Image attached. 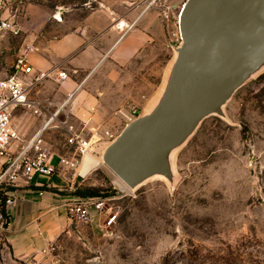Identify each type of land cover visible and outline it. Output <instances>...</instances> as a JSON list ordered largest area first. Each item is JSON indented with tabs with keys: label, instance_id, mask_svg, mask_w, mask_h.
<instances>
[{
	"label": "rangeland",
	"instance_id": "374dc122",
	"mask_svg": "<svg viewBox=\"0 0 264 264\" xmlns=\"http://www.w3.org/2000/svg\"><path fill=\"white\" fill-rule=\"evenodd\" d=\"M162 1L177 14L187 0ZM117 3L0 0V20L16 26L14 33H0V80L12 72L28 39L42 34L59 37L70 30V20ZM166 33L147 55L120 67L123 72H117L125 81L107 83L110 96L99 101L93 113L89 109L91 127L73 113L74 102L69 105L70 123L83 138L91 139L96 131L103 137L90 152L95 158L103 157L112 143L106 133L118 137L133 109L139 118L158 105L177 57L175 42ZM64 87H58L59 97H67ZM40 97L53 100L49 94ZM25 114L23 128L32 134L42 118ZM45 140L54 159L62 156L79 165L58 171L42 198L27 187L14 191L18 201L32 207L22 224L16 219V206L9 210L8 220L3 214L0 264H264V67L224 107L223 117L206 119L171 156V179L153 178L135 190L123 189L117 176L94 159L79 171L82 161L67 146L64 128L50 129ZM82 192L117 197L119 219L110 233L100 221L85 225L69 219L63 204ZM11 235L24 237L25 244L19 246Z\"/></svg>",
	"mask_w": 264,
	"mask_h": 264
},
{
	"label": "water",
	"instance_id": "95a60500",
	"mask_svg": "<svg viewBox=\"0 0 264 264\" xmlns=\"http://www.w3.org/2000/svg\"><path fill=\"white\" fill-rule=\"evenodd\" d=\"M181 45L153 111L129 123L103 163L131 190L172 178L170 158L264 67V0H187ZM175 154V153H174Z\"/></svg>",
	"mask_w": 264,
	"mask_h": 264
},
{
	"label": "built area",
	"instance_id": "2783aa9c",
	"mask_svg": "<svg viewBox=\"0 0 264 264\" xmlns=\"http://www.w3.org/2000/svg\"><path fill=\"white\" fill-rule=\"evenodd\" d=\"M148 8H154L160 14V18L168 31V37L175 42L178 48L181 43L179 31V15L174 8L162 0H151ZM175 14V16H174ZM16 26L7 19L0 20L1 32H15ZM29 51V49H28ZM69 79L65 71L45 72L36 74L28 60V52L19 55L13 65L12 72L0 80V224L4 225V213L9 219V210L16 206L18 189L27 187L35 189L41 198L46 194L45 188L49 185L42 178L55 177L65 166L71 170L79 165L69 162L62 156L57 164L54 163V155L47 147L45 136L52 128H64L66 144L83 161L89 154L93 145L101 142L98 132L91 139L83 138L76 126L70 123L68 107L75 97L77 90L69 94L60 104L50 100H40L34 96L36 90L46 81L54 80L64 83ZM51 107L54 110H51ZM17 110H24L34 117L42 118L41 129L30 139L22 138L12 124L13 115ZM93 113L95 109L91 108ZM138 111L133 109L128 117L129 122L136 120ZM64 118V119H62ZM110 142L117 136L106 133ZM76 163V164H74ZM82 163V162H81ZM71 199L63 204L69 219L80 224H91L94 221L101 222V228L110 233L118 223L119 213L115 207L117 197H80L71 196ZM6 220V222H7Z\"/></svg>",
	"mask_w": 264,
	"mask_h": 264
},
{
	"label": "crops",
	"instance_id": "0c3cea01",
	"mask_svg": "<svg viewBox=\"0 0 264 264\" xmlns=\"http://www.w3.org/2000/svg\"><path fill=\"white\" fill-rule=\"evenodd\" d=\"M117 1L114 8L101 6L81 20H70L66 25L70 30L59 37L49 38L42 34L28 39L17 55L18 57L28 52L29 63L36 74L49 71H65L68 74L69 79L64 83L46 81L36 90L34 96L43 100L40 96L47 97L49 94L53 100L50 97L45 100L60 104L66 97L57 95L58 87L65 86L64 93L67 96L77 90L72 100V111L86 128L93 125V122L87 119L88 116L91 117L89 109L97 107L99 101L102 102L110 96L106 91L107 83L114 85L125 81L117 72H123L120 67L128 66L136 58L147 55L148 50L154 47L156 42L163 41L167 35L159 12L148 8V0ZM25 113L28 112L17 110L13 115L12 124L22 138L30 139L41 129L42 121L35 126L32 134H27L23 128ZM58 159H54L55 164ZM82 163L79 171L89 167L92 161L88 159L84 167ZM52 179H46L44 182L50 187ZM31 207L26 201L16 203V219L19 224L26 222L23 218ZM17 224L14 227L18 229ZM12 240L19 246L25 244L24 237H13Z\"/></svg>",
	"mask_w": 264,
	"mask_h": 264
},
{
	"label": "bare ground",
	"instance_id": "6f19581e",
	"mask_svg": "<svg viewBox=\"0 0 264 264\" xmlns=\"http://www.w3.org/2000/svg\"><path fill=\"white\" fill-rule=\"evenodd\" d=\"M123 26H124V24H123ZM174 153H175V152H173L172 155H174ZM86 156H88V157L85 158ZM85 157L83 158L84 161H82V162H83V163H82V166H83V167L86 166L88 159H94V160L100 162V164H104V163H103L102 156H101L100 159H98V158H95L93 155H91V154L89 153V154L85 155ZM79 168H80V167H79ZM81 168H82V167H81ZM157 178H158V179H163L162 177H157ZM117 179H118V183L120 184V186H121L123 189H126L127 186L123 183V181H121L118 177H117Z\"/></svg>",
	"mask_w": 264,
	"mask_h": 264
},
{
	"label": "trees",
	"instance_id": "16d2710c",
	"mask_svg": "<svg viewBox=\"0 0 264 264\" xmlns=\"http://www.w3.org/2000/svg\"><path fill=\"white\" fill-rule=\"evenodd\" d=\"M76 196H80V197H98V192H86V193H78V195H76ZM239 251H238V253H237V256H239ZM167 260V258L166 259H164V261H166Z\"/></svg>",
	"mask_w": 264,
	"mask_h": 264
}]
</instances>
